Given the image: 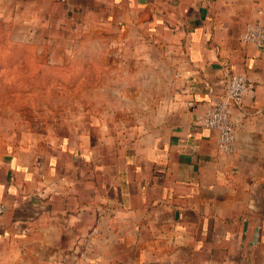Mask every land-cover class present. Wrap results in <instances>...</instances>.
Masks as SVG:
<instances>
[{
	"label": "crops",
	"instance_id": "1",
	"mask_svg": "<svg viewBox=\"0 0 264 264\" xmlns=\"http://www.w3.org/2000/svg\"><path fill=\"white\" fill-rule=\"evenodd\" d=\"M60 1L122 35L158 86L123 130L0 154V264H264V47L241 40L264 0ZM230 74L248 89L225 153L195 120Z\"/></svg>",
	"mask_w": 264,
	"mask_h": 264
},
{
	"label": "rangeland",
	"instance_id": "2",
	"mask_svg": "<svg viewBox=\"0 0 264 264\" xmlns=\"http://www.w3.org/2000/svg\"><path fill=\"white\" fill-rule=\"evenodd\" d=\"M96 18L60 0H0V154L91 125L118 132L153 100L147 64L127 61L122 35Z\"/></svg>",
	"mask_w": 264,
	"mask_h": 264
},
{
	"label": "built area",
	"instance_id": "3",
	"mask_svg": "<svg viewBox=\"0 0 264 264\" xmlns=\"http://www.w3.org/2000/svg\"><path fill=\"white\" fill-rule=\"evenodd\" d=\"M241 40L257 47H264V24H246L241 34ZM247 89L248 83L243 74H230L226 77L224 96L216 100L210 108L195 120L196 125L199 127L217 132L218 148L225 153H231L235 149V133L230 117V106L231 104H240ZM5 211V205L0 203V217Z\"/></svg>",
	"mask_w": 264,
	"mask_h": 264
}]
</instances>
